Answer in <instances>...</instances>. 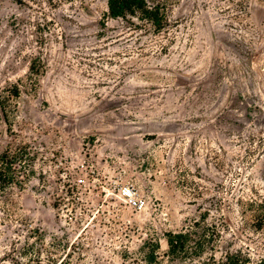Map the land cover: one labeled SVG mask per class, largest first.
I'll return each instance as SVG.
<instances>
[{"label": "rangeland", "instance_id": "374dc122", "mask_svg": "<svg viewBox=\"0 0 264 264\" xmlns=\"http://www.w3.org/2000/svg\"><path fill=\"white\" fill-rule=\"evenodd\" d=\"M147 3L161 30L106 0H0L21 182L0 191V264H148L155 243V264L264 260V0ZM191 229L213 244L168 256Z\"/></svg>", "mask_w": 264, "mask_h": 264}, {"label": "trees", "instance_id": "16d2710c", "mask_svg": "<svg viewBox=\"0 0 264 264\" xmlns=\"http://www.w3.org/2000/svg\"><path fill=\"white\" fill-rule=\"evenodd\" d=\"M17 5L25 4V1L33 0H12ZM164 7L156 5L150 7L147 0H106V12L105 18L117 19L130 16L140 21H145L151 24L155 29L161 30L165 23L166 17L164 13ZM31 70L34 68L31 66ZM18 87H13V90L8 91L5 95L0 96V109L7 122L8 112L12 110L11 98H18ZM26 151H23L21 158H27ZM19 156L16 154H10V151H5L0 155V191L5 192L12 185L21 186V182L16 177L15 165ZM259 215V218L264 219V210ZM264 220H258V228H261V223ZM165 242L167 246L168 256L175 258H189L191 256H197L201 254L206 246L213 244V235L206 233V229L199 232L198 230H187L177 233L165 234ZM158 244L152 245L149 253L146 256V263L155 264L157 259ZM212 263L214 264V260ZM226 264H247L246 259H240L239 256L228 255L226 257ZM258 264H264V260H261Z\"/></svg>", "mask_w": 264, "mask_h": 264}, {"label": "built area", "instance_id": "2783aa9c", "mask_svg": "<svg viewBox=\"0 0 264 264\" xmlns=\"http://www.w3.org/2000/svg\"><path fill=\"white\" fill-rule=\"evenodd\" d=\"M121 194H122L125 198H127L128 201H130V202L133 204V206H138V204L136 203V201H134V199H133V197H132V193H131V191H130L129 188H127V187H123V188L121 189Z\"/></svg>", "mask_w": 264, "mask_h": 264}]
</instances>
